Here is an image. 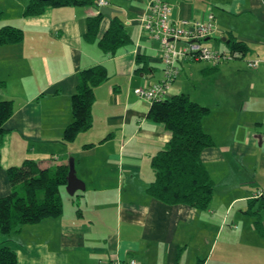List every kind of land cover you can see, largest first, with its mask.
<instances>
[{"label": "crops", "instance_id": "0c3cea01", "mask_svg": "<svg viewBox=\"0 0 264 264\" xmlns=\"http://www.w3.org/2000/svg\"><path fill=\"white\" fill-rule=\"evenodd\" d=\"M7 1H0V28L18 27L23 39L0 44V101L14 107L1 138L0 197L13 191L8 169L27 160L49 168L73 159L85 189L66 200L62 186L60 215L0 233V246L13 248L18 264H264V209L251 207L264 193V0H167L177 20L215 14L210 46L229 51L235 40L246 48L215 66L179 61L170 88L210 108L202 120L214 141L201 154L214 184L207 209L167 204L147 191L156 177L152 157L173 136L134 91L164 76L159 42L141 29L150 0H110L118 10L111 15L94 1L36 14H26L30 0H12L17 10ZM97 16L89 41L88 20ZM115 16L131 42L111 54L99 41ZM255 58L261 62L250 69ZM96 65L108 77L94 90L93 125L67 141L80 73Z\"/></svg>", "mask_w": 264, "mask_h": 264}, {"label": "trees", "instance_id": "16d2710c", "mask_svg": "<svg viewBox=\"0 0 264 264\" xmlns=\"http://www.w3.org/2000/svg\"><path fill=\"white\" fill-rule=\"evenodd\" d=\"M94 0H30L26 14L44 11L47 5L85 4ZM100 16L89 17L85 37L96 40ZM23 31L18 27L0 28V44L20 42ZM131 42L123 29L122 21L115 16L110 28L99 41L105 52L114 54L117 49ZM232 51H243L245 45L231 40ZM242 52V51H241ZM102 65L87 68L80 73V82L72 99L74 120L66 127L64 138L74 140L78 134L93 125L92 107L95 87L107 79ZM12 100L0 101V157L4 124L11 117ZM210 108L191 100L185 94L171 95L164 102L150 105L149 116L163 122L173 136L166 146L152 157L156 177L148 193L167 204H187L197 209H207L214 194V184L204 164L202 151L214 144L204 130L202 120ZM70 166L40 168L36 161L27 160L22 166L8 169L13 191L0 197V233H9L26 224H35L47 217H56L64 210L61 187L67 184ZM256 213L264 209V193L251 200ZM258 221H260L258 219ZM0 264H18L16 251L8 245L0 246Z\"/></svg>", "mask_w": 264, "mask_h": 264}, {"label": "built area", "instance_id": "2783aa9c", "mask_svg": "<svg viewBox=\"0 0 264 264\" xmlns=\"http://www.w3.org/2000/svg\"><path fill=\"white\" fill-rule=\"evenodd\" d=\"M96 6H108L110 0H94ZM174 6L167 0H150L147 12L140 18L142 33L160 45L164 76L159 81L135 88V93L149 103L164 102L170 98V88L179 73V61L204 60L219 65L242 56L241 51H222L210 46L207 40L215 36L217 19L209 13L203 20H177L173 17ZM261 59H249L250 69L258 67ZM262 193H258L260 196ZM100 264L106 263L104 260ZM109 264H139L136 259L114 260Z\"/></svg>", "mask_w": 264, "mask_h": 264}, {"label": "water", "instance_id": "95a60500", "mask_svg": "<svg viewBox=\"0 0 264 264\" xmlns=\"http://www.w3.org/2000/svg\"><path fill=\"white\" fill-rule=\"evenodd\" d=\"M100 12L103 14L111 15L113 12H118L117 9L109 7V6H103L100 8ZM67 191L69 194L74 195L76 191L85 189L84 182L79 179L75 174L74 169V161L73 159L70 160V169L67 176Z\"/></svg>", "mask_w": 264, "mask_h": 264}, {"label": "rangeland", "instance_id": "374dc122", "mask_svg": "<svg viewBox=\"0 0 264 264\" xmlns=\"http://www.w3.org/2000/svg\"><path fill=\"white\" fill-rule=\"evenodd\" d=\"M0 1H3V0H0ZM22 1H23V0H22ZM7 4H8L7 6H11V7H12V5H14V6H15V8H14L15 10H17L18 7H19V4H17V2H15V3L12 2V0H8V1H7ZM2 6H3V5H2ZM11 7H8V9L11 8ZM2 8H3V7H2ZM221 45H222V46H225L226 44H225L224 41H222ZM66 187H67V186H66ZM62 189H64V187H63ZM66 191H67V188H66ZM67 193H68V195L65 196L64 198H65L66 200H67V199H68V200L73 199L74 196H72L71 194H69L68 191H67Z\"/></svg>", "mask_w": 264, "mask_h": 264}]
</instances>
